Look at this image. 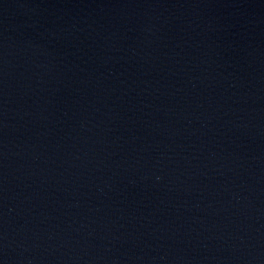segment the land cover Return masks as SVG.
<instances>
[{
	"label": "water",
	"instance_id": "95a60500",
	"mask_svg": "<svg viewBox=\"0 0 264 264\" xmlns=\"http://www.w3.org/2000/svg\"><path fill=\"white\" fill-rule=\"evenodd\" d=\"M0 264H264V0H0Z\"/></svg>",
	"mask_w": 264,
	"mask_h": 264
}]
</instances>
